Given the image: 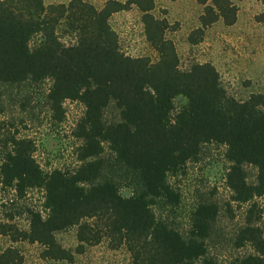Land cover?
<instances>
[{
  "label": "trees",
  "instance_id": "16d2710c",
  "mask_svg": "<svg viewBox=\"0 0 264 264\" xmlns=\"http://www.w3.org/2000/svg\"><path fill=\"white\" fill-rule=\"evenodd\" d=\"M256 1L264 6V0ZM196 2L203 11L199 27L187 37L190 45L201 43L205 29L218 20L226 26L236 22L230 0ZM133 7L141 14L147 43L158 54L156 62L120 50L110 18ZM154 9V0H108L100 9L83 0L47 5L43 0H0V83L49 80L47 99L59 121L65 101L84 107L74 169L45 172L34 159L30 139L10 138L0 162V188L18 198L42 190L46 215L29 211L26 230L9 216L0 222V238L38 244L43 260L71 263L74 254L55 236L75 227L77 254L106 239L111 250L124 248L131 264H196L206 255L216 205H198L187 236L158 219L153 208L159 200L177 204L179 195L167 177L195 159L203 145L217 144L226 148L232 201L248 205L235 246L248 245L252 253L239 264H264V235L256 225L262 210L254 201L264 195V95L241 101L228 95L210 63L181 71L174 43L166 38L170 26L152 14ZM257 20L263 22L264 13ZM60 28L72 34L73 43L61 41ZM35 37L39 42L31 47ZM177 97L186 104L175 111ZM110 104L119 112L115 123L103 120ZM246 165L256 169L253 183L247 181ZM115 167L135 175L139 189L132 196L123 197L108 177ZM23 260L14 247L0 250V264Z\"/></svg>",
  "mask_w": 264,
  "mask_h": 264
},
{
  "label": "rangeland",
  "instance_id": "374dc122",
  "mask_svg": "<svg viewBox=\"0 0 264 264\" xmlns=\"http://www.w3.org/2000/svg\"><path fill=\"white\" fill-rule=\"evenodd\" d=\"M70 0H43L47 4L67 3ZM97 9L108 0H83ZM124 2L125 0H116ZM152 14L165 19L170 30L166 38L174 43L181 71L193 64L210 63L219 73L221 85L228 95L237 100H245L251 94L264 95V21L258 16L264 13V6L256 0H230L236 9V22L226 26L222 20L205 29L203 40L197 45L187 41L189 33L199 27V16L203 7L196 0H154ZM110 25L119 38L120 50L131 57H148L151 62L158 60V54L147 43L141 14L136 9L115 13ZM58 35L64 44L74 42L73 36L63 28ZM39 42L32 39L31 47ZM49 80L33 82L25 80L15 84L0 83V162L11 137L27 138L34 143V159L45 172L74 169L78 166L76 151L80 140L76 129L84 114V107L74 101L62 104L63 118L57 120L50 109L47 94ZM186 100H174L175 111L183 107ZM106 123L119 120V112L113 104L103 112ZM105 158L109 155L105 149ZM226 148L217 144L203 145L199 155L186 163L176 175H169L167 183L179 195L177 204L159 200L153 210L158 219L187 236L192 224L193 213L201 204H214L218 209L211 232L205 240L206 255L203 260L209 264H239L240 259L252 253L247 245L235 246V237L244 225L248 205L232 201L226 184L229 163L225 159ZM116 168V167H115ZM247 181L255 182L256 169L244 167ZM108 177L118 184L123 197H130L139 189L134 174L118 170L108 173ZM262 210L257 226L264 235V195L254 200ZM44 192L28 190L24 197H16L14 191L0 188V222L13 217L12 222L21 230L28 228L29 211L39 212L43 217ZM56 240L74 254L73 261L43 260V248L28 242L12 243L8 238H0V250L16 248L23 256L22 264H131V258L124 248L111 250L107 240L93 247H85L82 254L76 253V228L71 227L56 234Z\"/></svg>",
  "mask_w": 264,
  "mask_h": 264
},
{
  "label": "crops",
  "instance_id": "0c3cea01",
  "mask_svg": "<svg viewBox=\"0 0 264 264\" xmlns=\"http://www.w3.org/2000/svg\"><path fill=\"white\" fill-rule=\"evenodd\" d=\"M132 9H136V8L133 7ZM136 10H137V9H136ZM129 11H131V10H129ZM126 12H128V11H126ZM119 13H122V12H119ZM116 14H117V13H116Z\"/></svg>",
  "mask_w": 264,
  "mask_h": 264
}]
</instances>
